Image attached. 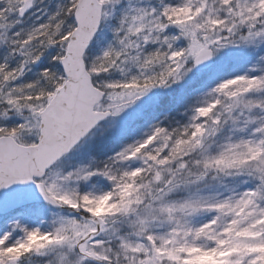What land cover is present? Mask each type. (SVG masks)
I'll list each match as a JSON object with an SVG mask.
<instances>
[{
  "label": "snow or ice",
  "instance_id": "obj_1",
  "mask_svg": "<svg viewBox=\"0 0 264 264\" xmlns=\"http://www.w3.org/2000/svg\"><path fill=\"white\" fill-rule=\"evenodd\" d=\"M0 264H264V0H0Z\"/></svg>",
  "mask_w": 264,
  "mask_h": 264
}]
</instances>
